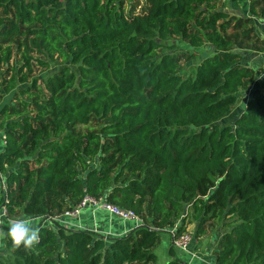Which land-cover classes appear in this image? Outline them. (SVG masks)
Listing matches in <instances>:
<instances>
[{
  "label": "trees",
  "instance_id": "trees-1",
  "mask_svg": "<svg viewBox=\"0 0 264 264\" xmlns=\"http://www.w3.org/2000/svg\"><path fill=\"white\" fill-rule=\"evenodd\" d=\"M219 2L0 0V208L46 220L104 197L143 222L117 238L40 222L31 250L1 240L0 264H156L187 223L226 229L214 264H264V79L223 123L255 78L240 51L264 0L242 18Z\"/></svg>",
  "mask_w": 264,
  "mask_h": 264
},
{
  "label": "crops",
  "instance_id": "crops-1",
  "mask_svg": "<svg viewBox=\"0 0 264 264\" xmlns=\"http://www.w3.org/2000/svg\"><path fill=\"white\" fill-rule=\"evenodd\" d=\"M249 4V0H220L218 7L220 11L225 12L230 17L242 18L249 16ZM253 31L256 36L255 45H252L249 49L240 51L243 57V64L254 70L255 78L249 88L244 90L248 93L250 92L251 95L254 94L264 79V24L260 20H255ZM3 181L4 177L1 175L0 191H2L1 182ZM30 220L32 221L33 219ZM0 221L8 224L5 218L0 217ZM2 223L0 224L3 225ZM71 223L74 224L73 229L87 231L104 238L125 237L139 227L138 223L134 220H120L107 212L94 210L89 207L82 210L79 216L73 219ZM219 230L220 228H216L212 231L210 227L206 230V235L196 239L193 238L194 226L187 223L185 231L192 232V241L188 250L178 251V249L173 248L171 256L169 255V248L172 247L170 230L162 233L159 245L154 249L157 259L156 264H171L175 259L182 264H214V254L217 251L220 233H223L226 229ZM214 231H216L215 236H213Z\"/></svg>",
  "mask_w": 264,
  "mask_h": 264
},
{
  "label": "built area",
  "instance_id": "built-area-1",
  "mask_svg": "<svg viewBox=\"0 0 264 264\" xmlns=\"http://www.w3.org/2000/svg\"><path fill=\"white\" fill-rule=\"evenodd\" d=\"M260 22L264 24V17L260 19ZM5 144V143H4ZM1 177V175H0ZM4 181L1 182V189L4 191L5 185ZM92 208L94 210H101L109 213L110 215L119 218L120 220H134L138 223L139 226L143 225L142 219L136 216L132 211L124 210L122 208L116 207L106 201L104 197L94 199L88 196H85L82 201L71 210L64 211L62 214L56 215L52 218L44 220L42 217L31 218L33 222H36L38 225L41 222V225H51L52 222L59 224L65 229H73L74 224L71 223L73 219H76L80 212L86 208ZM187 215V209L184 215L180 217L179 220L184 218ZM0 217L9 220L6 217V210L4 207L0 209ZM1 225V224H0ZM80 230V229H76ZM176 226L170 230L169 234L171 237L172 247L181 251H187L188 247L192 241V232L184 231L180 235H176Z\"/></svg>",
  "mask_w": 264,
  "mask_h": 264
},
{
  "label": "clouds",
  "instance_id": "clouds-1",
  "mask_svg": "<svg viewBox=\"0 0 264 264\" xmlns=\"http://www.w3.org/2000/svg\"><path fill=\"white\" fill-rule=\"evenodd\" d=\"M2 222L0 221V223ZM7 223L9 227L6 232L0 229V239H9L14 251L31 250L40 242V228L34 227L30 219H9ZM190 255L192 254L190 253Z\"/></svg>",
  "mask_w": 264,
  "mask_h": 264
},
{
  "label": "rangeland",
  "instance_id": "rangeland-1",
  "mask_svg": "<svg viewBox=\"0 0 264 264\" xmlns=\"http://www.w3.org/2000/svg\"><path fill=\"white\" fill-rule=\"evenodd\" d=\"M135 2L141 4V3H140V0H134V3H135ZM126 5H127V4H126ZM138 11H139V9L137 10V12H138ZM172 43H176L179 49H182L183 46H184V44H182L181 42H179L178 40H175V39L170 40L167 44L170 45V44H172ZM172 52H174V51H172ZM172 52H168V50L163 49V50H161V51H158V52H157V53H158L157 55L164 54V53H172ZM197 53H198L199 55H201V50H197ZM15 60H16V61H19V56H16V57H15ZM199 60H200V59L197 58L194 62H190V63H188L187 65H184V66L182 67V75H183L184 77H186V76H190V75L192 74V71H193L194 67L196 66V63H197ZM192 68H193V69H192ZM51 69H53V67H51ZM46 71H48V70H44V69H42L41 67L36 66V68H35V70H34V77L37 78L40 74H42V73H44V72H46ZM251 97H252V95H251L250 92L248 93V92H246V91H244V90L241 91V92L239 93V96H238V98H237V102H236V104L234 105V107H233V109H232V112H231L230 116H229L228 118H226L225 122H223V123H225V124H230V122H233L234 118H237V115H238V113L240 112V110L243 109L244 106L246 105V101H248ZM223 123L221 122V124H223ZM77 129H78V131H84V130H85V128H83V127H77ZM17 218H21V217H17ZM13 219H15V218H13ZM225 221H227V220H225ZM6 222H7V220H6ZM2 224L8 226V224H6V223H2ZM32 224H33V226H35V225H36V222H32ZM215 224H217V223L214 222V224H212V225H215ZM212 225H211V226H212ZM218 226H219V225L217 224L215 228H218ZM0 229H1V227H0ZM222 230H223V228L221 227L219 231H222ZM212 231H213V230H212ZM215 235H216V231L213 232V236H215ZM178 251H179V250H178ZM0 252H2V253L4 252V251H3V241H2V242L0 241Z\"/></svg>",
  "mask_w": 264,
  "mask_h": 264
}]
</instances>
